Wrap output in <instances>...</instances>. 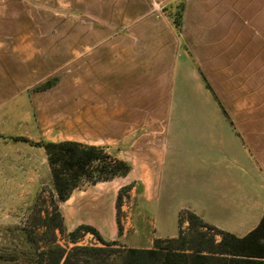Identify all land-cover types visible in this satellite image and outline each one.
Wrapping results in <instances>:
<instances>
[{
  "label": "crops",
  "instance_id": "obj_1",
  "mask_svg": "<svg viewBox=\"0 0 264 264\" xmlns=\"http://www.w3.org/2000/svg\"><path fill=\"white\" fill-rule=\"evenodd\" d=\"M19 3L26 12L15 13ZM68 3L73 28L51 29L49 5ZM164 8L162 0H0V24L29 23L0 29L14 85L0 95V133L105 146L132 166L93 185L97 197L76 190L61 203L70 231L90 224L106 235L111 226L109 239H117L119 190L135 182L132 191L151 200L169 146L171 171L184 170L216 206L257 207L259 178L264 189V0H184L180 31ZM25 37L45 42V51L21 52ZM19 53L25 64H13ZM51 77L50 87L35 90ZM20 99L27 117L15 133L9 105Z\"/></svg>",
  "mask_w": 264,
  "mask_h": 264
},
{
  "label": "rangeland",
  "instance_id": "obj_2",
  "mask_svg": "<svg viewBox=\"0 0 264 264\" xmlns=\"http://www.w3.org/2000/svg\"><path fill=\"white\" fill-rule=\"evenodd\" d=\"M8 1L10 2V0H2L3 3ZM181 1L162 0L163 5L169 12L172 11L170 8L172 5H177ZM12 7H16L15 13L26 12L21 3L18 5L13 4ZM49 7H51V13L55 14L54 16L51 15L50 18L49 27L51 29L62 25H65V28H73L72 4H60L59 9L52 4ZM2 11H5V7ZM57 13H59V16ZM36 24L38 25L35 26L36 28L42 27L39 21ZM26 25H29V23L21 20L16 23L1 22L0 29L8 30L12 28L21 31V29L27 27ZM19 39H21L20 45H25L23 47L26 48L19 49L21 52L29 50L45 51L44 46L46 43L40 40L37 41V38L25 37ZM3 42L5 43L4 40ZM27 45L32 46L27 49ZM50 51H52V48ZM10 56L9 53H0V61L6 57L5 64L3 61L0 63V95L10 87H14L8 78L11 66ZM18 56V61H13V64L23 63L21 59L24 57V53H19ZM39 62L41 63V61ZM2 76H5L3 77L5 82L1 80ZM54 77H51L50 81L55 82L56 78ZM41 86L36 87L35 90H42L39 89ZM26 104L25 99H20L17 101L16 106L14 104L9 105L11 107L9 110L13 111L15 117L13 122L15 133H17L18 122L20 123L21 120H24V117H27ZM17 106L19 107L16 110ZM4 108L9 107L5 106ZM20 116H23V119ZM21 126L20 123L19 127ZM16 138L25 137L0 133V264H31V244L46 248L47 244L52 242L49 240L50 238H53L57 244L66 249L75 245L70 241L67 231L60 232L56 230L55 236L44 232L52 224V221L49 218L47 219V211L52 213L51 202L55 193L51 173L47 171L48 164L45 161L47 157L45 149H41V146L35 145V142L29 139V141H25ZM169 148L163 166H161V172L158 174L155 195L151 200H149V197V201L145 203L143 199L138 197L137 191H132L135 182L128 184L131 190L122 192L123 201L119 217L124 231L115 239L118 247L151 249L154 248L157 239L178 237L180 229L188 226V212H194L193 209L197 210L194 213L202 217L204 221L238 236L246 235L258 225L264 213V189L260 188V178L257 207L251 212H234L227 207L216 206L212 199L204 195V191L200 186H196L194 180L185 175L184 170L182 172L171 171ZM31 163L33 164L31 165ZM26 169L37 173L31 175L35 179L24 178L23 175L16 174ZM200 177L198 179L202 181ZM86 189L90 190L91 198L98 196L97 187L90 185ZM61 210L63 213L62 208ZM117 216L116 209V218ZM95 217H97V214ZM54 224L58 225L60 222L57 220ZM67 230L70 231L68 228ZM106 230L107 234L102 236L105 240H110L109 234L113 229L111 226H107ZM216 239L219 241L220 237L217 236ZM77 244L102 246L89 233L79 237Z\"/></svg>",
  "mask_w": 264,
  "mask_h": 264
},
{
  "label": "trees",
  "instance_id": "obj_3",
  "mask_svg": "<svg viewBox=\"0 0 264 264\" xmlns=\"http://www.w3.org/2000/svg\"><path fill=\"white\" fill-rule=\"evenodd\" d=\"M170 8V12L166 7L164 10L180 31L184 0ZM53 83L48 81L39 89L48 88ZM16 139L29 141L27 138ZM35 145L45 149L55 191L51 202L52 213L47 211V219L52 224L44 232L55 236L56 230L67 231L75 245L66 249L53 238L49 239L52 242L46 248L31 244V264H264V213L254 229L238 236L189 211V224L180 229L178 237L157 239L151 249L118 247L115 240H105L101 232L90 224H81L68 231L60 204L78 189L128 175L132 166L114 156L105 146L70 140L41 141L35 142ZM129 190V185L122 187L116 201L119 235L123 232L119 217L122 192ZM57 220L60 222L58 225L54 224ZM87 233L92 234L102 246L78 245L79 237Z\"/></svg>",
  "mask_w": 264,
  "mask_h": 264
}]
</instances>
